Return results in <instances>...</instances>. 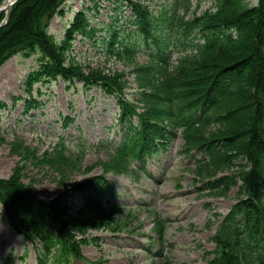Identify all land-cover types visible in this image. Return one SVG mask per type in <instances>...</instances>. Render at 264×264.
Instances as JSON below:
<instances>
[{
    "label": "trees",
    "instance_id": "obj_1",
    "mask_svg": "<svg viewBox=\"0 0 264 264\" xmlns=\"http://www.w3.org/2000/svg\"><path fill=\"white\" fill-rule=\"evenodd\" d=\"M63 1L19 0L11 10L9 23L0 28V62L17 44L21 43L20 40H24L25 46L38 47L49 58L43 72L34 77L36 79L43 74L53 78L57 75H62L66 79L77 77L84 80L87 85L101 84L110 93H122L124 79L132 73L139 75L142 85L151 84L153 81L151 74L154 76L156 72L148 67L131 65L132 61L127 66H134L132 70L122 69L115 73L98 68H91L86 73L79 65L65 66L66 43L62 47L57 46L53 37L47 32L49 19L59 11ZM140 8L138 16L139 19H143L145 14L148 16L147 9L141 4ZM213 11L206 12L201 18L203 25L232 26L237 29L241 37L239 43L229 47L222 46L220 43L211 44L209 48L202 50L199 56L189 57L183 61L174 74L164 72V81L158 83L156 89L169 92V99L174 96L176 105L183 107L177 99L184 100L193 93V98L184 103L188 106L203 96V90L198 85L210 87L217 82L231 94L229 103L232 104L238 98L247 102L245 106L235 109L237 113L243 112L241 115L212 113L208 121L203 122L202 127L195 130L188 140L197 141L198 144L208 143L215 150L213 163L203 166L205 173L215 170L229 172L235 168L237 161L242 162L244 157L247 159L246 164H237L239 169L233 175L209 182L213 186L212 189L226 193L232 185L238 183V177L242 180L240 187L242 197L239 203L232 207L226 222H223L220 227L221 229L227 226L228 230L226 233L217 234L216 237L217 240L229 244V250H224L223 254L215 259L214 264H256L261 256H264V249H262L264 244L257 239V233L264 232V109L257 112L250 108V105L259 106L260 103L264 106V55L262 53L264 0H259L257 5H249L241 0H216ZM75 31L87 33L82 24L74 25L67 33L68 41ZM19 37L21 39L18 43L16 39ZM25 46L21 45V48ZM109 52L118 59H128L126 56L119 55V49L113 42ZM248 60L252 61V64L245 70L238 84L239 68L236 64L239 61ZM195 79L200 80L198 85L196 82L192 83ZM142 97L144 101L150 99L146 91L142 92ZM156 102L161 105H171L167 101L156 100ZM22 148L25 154L35 156L33 162L36 164L41 162L28 147ZM43 159L51 165H57L56 161L66 162L64 157L54 155H45ZM72 163L73 161L70 162ZM118 165L111 163L112 167ZM15 170L19 177V169ZM13 177L14 174L8 180L0 179V199L9 213V219L29 239L38 240L47 252L58 246L66 256H80V246L89 243L87 238H78L80 235H85L88 230L101 228L103 225L110 227L114 223L112 219L103 217L101 203L92 197L87 199V207L80 210L78 215L68 210L67 197L74 195L77 191L86 192L87 185L91 187L95 182L93 180L87 184L72 185L66 188L58 198L55 197V200L46 201L34 195L31 188L24 189L22 182L20 184L12 180ZM14 185L19 187H12ZM56 201H58L57 204ZM239 213L240 219L236 218Z\"/></svg>",
    "mask_w": 264,
    "mask_h": 264
},
{
    "label": "rangeland",
    "instance_id": "obj_2",
    "mask_svg": "<svg viewBox=\"0 0 264 264\" xmlns=\"http://www.w3.org/2000/svg\"><path fill=\"white\" fill-rule=\"evenodd\" d=\"M148 1L155 5L158 0ZM209 3L210 1L203 2L201 9L206 8ZM182 10L189 18L196 13L195 7L190 12L183 7ZM111 13L112 9L103 10L101 20L108 22ZM125 13L129 14L128 11ZM0 21L1 24L5 22L2 14ZM66 23L67 16H57L53 20L51 30L60 33ZM20 39L17 38L16 42L19 43ZM240 40L241 37L230 43L227 36H223L215 43L229 47L236 45ZM20 41L21 45L24 44V40ZM80 55L82 60L103 66L105 70L119 68L130 71L134 67H127L115 60L107 62L99 47L90 43L83 45ZM24 60L18 56L0 65V98L13 102L10 89L17 86L23 75L26 66ZM138 61L140 63L139 58ZM251 64L250 60L236 64L241 79ZM198 81L200 80L195 79L192 83ZM134 86L136 85L133 83ZM44 91L46 93L40 97L42 107L34 109L30 114L25 113L21 100L3 112L0 133L5 139L0 143V176L8 178L13 173L12 180L20 184L22 182L24 189L31 188L43 199H52L58 198L64 188L72 183L82 182L81 179L87 176L98 177L103 170L101 162L109 160L108 148L91 146L80 158L73 161L75 164L56 161V169L45 162L36 164L33 162L35 156L25 154L22 147L12 146V141L23 138L27 144L42 153L53 146L58 136H64L71 142L80 138L88 142L110 144L119 139L120 133L119 127L114 125L118 111L117 102L101 89L94 87L88 93H83L81 89H69L65 83L59 81L53 83L50 88H44ZM133 91L134 89L128 90L131 97ZM230 96L228 93L217 104V109L214 108L215 114L227 113L237 116L243 113H237L235 109L245 106L247 102L238 98L231 104ZM250 108L258 112L262 111L264 106L259 103V106L250 105ZM67 113L76 114L77 118L72 126L65 129L61 125V117ZM183 143V138L173 141L167 151H161L150 158L147 170L141 172L135 181L128 177H113L121 191L120 201L128 207H135L137 216L133 217L134 223L130 226L135 231H125L119 236H113L106 230L97 232L96 234L101 236L102 249L96 245L86 247L85 252L91 258H109L105 264H150L153 260L155 263L152 264H170L168 259L172 261L171 264H206L204 250L215 248L211 236L215 233L217 224L221 223L236 202L238 188L234 187L225 197L215 198L201 191L198 188L201 180L194 174V160L180 152ZM16 168L19 169V177ZM161 180L163 182L160 184ZM79 201V198H75L73 205H77ZM154 212L169 219L164 244H161L163 249L156 256L153 252L159 243L153 241ZM206 223L212 226L209 227ZM152 243L154 245H151ZM127 248H130L135 256L130 255ZM10 251L13 252L16 264H35L33 251L26 247V242L6 221L0 204V260Z\"/></svg>",
    "mask_w": 264,
    "mask_h": 264
},
{
    "label": "bare ground",
    "instance_id": "obj_3",
    "mask_svg": "<svg viewBox=\"0 0 264 264\" xmlns=\"http://www.w3.org/2000/svg\"><path fill=\"white\" fill-rule=\"evenodd\" d=\"M58 201H56V204H57Z\"/></svg>",
    "mask_w": 264,
    "mask_h": 264
}]
</instances>
